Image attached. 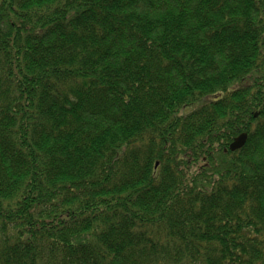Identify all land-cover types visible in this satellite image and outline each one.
I'll list each match as a JSON object with an SVG mask.
<instances>
[{
	"label": "trees",
	"instance_id": "16d2710c",
	"mask_svg": "<svg viewBox=\"0 0 264 264\" xmlns=\"http://www.w3.org/2000/svg\"><path fill=\"white\" fill-rule=\"evenodd\" d=\"M0 264H264V0H0Z\"/></svg>",
	"mask_w": 264,
	"mask_h": 264
},
{
	"label": "water",
	"instance_id": "95a60500",
	"mask_svg": "<svg viewBox=\"0 0 264 264\" xmlns=\"http://www.w3.org/2000/svg\"><path fill=\"white\" fill-rule=\"evenodd\" d=\"M254 115L256 116L257 113H254ZM247 137V133L243 132L240 133L238 136H236L229 144L228 148L230 151H234L239 149L240 147H242V145L245 143ZM157 165V163H156Z\"/></svg>",
	"mask_w": 264,
	"mask_h": 264
},
{
	"label": "rangeland",
	"instance_id": "374dc122",
	"mask_svg": "<svg viewBox=\"0 0 264 264\" xmlns=\"http://www.w3.org/2000/svg\"><path fill=\"white\" fill-rule=\"evenodd\" d=\"M193 107H194V105L186 106V107H184V108L181 110V113H186V112H188L189 110H191Z\"/></svg>",
	"mask_w": 264,
	"mask_h": 264
}]
</instances>
